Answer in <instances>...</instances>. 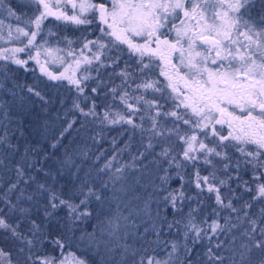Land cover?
Instances as JSON below:
<instances>
[{
	"label": "snow or ice",
	"instance_id": "snow-or-ice-1",
	"mask_svg": "<svg viewBox=\"0 0 264 264\" xmlns=\"http://www.w3.org/2000/svg\"><path fill=\"white\" fill-rule=\"evenodd\" d=\"M25 6L31 7V15H17L5 0H0V9L7 12V17L24 25L13 28L0 20V39L7 29L9 41L15 32L14 41L23 44L0 49V60L11 61L25 72L34 70L28 68L34 62L48 81L67 80L78 94L73 105L83 116L99 119L101 124L126 125L129 133L139 135L140 144L130 162L121 163L120 157L131 153L133 136L123 147L113 139L112 156H96L97 161L104 158L105 163L95 171L81 166L87 151L65 148L45 171L35 167L39 162L36 157L45 153L39 146L26 148L25 158L12 164L10 156L17 146L10 143L5 127L0 135V148L5 149L0 152V170H10L14 176L0 185V239L6 245L0 246V264H63L37 254V245L45 242L65 247L60 237L46 239L43 223L58 209H66L63 227L74 233L80 230L79 224L93 218L92 202L107 205L108 212H99L94 217L97 224L93 231H82L79 241L102 255V264H176L173 257L180 250L184 258L179 264H264V208L253 211L257 204L264 203V0H29ZM49 18L85 28L95 25L100 35L88 39L92 33L85 32L73 41L46 27ZM49 43L68 45V49L56 51H64L77 69L81 63H95L91 70L97 72L96 77L77 78L75 72L65 76L49 71L47 61L39 59L41 50L52 55ZM73 43L80 47L72 49ZM121 51H127L136 62L131 66L124 61L120 71L115 72L122 62ZM113 52L116 55H111ZM18 53L27 58H18ZM110 67L120 80L111 87V77L109 81L100 79L101 70ZM154 67L159 78H152ZM0 76V118L9 124L13 123L9 119L13 105L23 106L33 97L43 105L52 103L43 89L38 90L39 84L16 83L7 73ZM89 79L96 87H88ZM105 88L106 94L123 105L126 116L113 112L111 107L102 114L95 111L97 105L86 89L96 95L98 89ZM78 101L90 105L88 111L80 108ZM74 123L67 122L50 145L52 149L63 147L61 141ZM44 127H49L47 122ZM175 144L180 145L179 150ZM42 159L52 160L53 156L45 154ZM189 165L211 169L206 176L194 171L193 178L186 182L199 190L197 196L186 197L183 183L180 189L169 191L166 185L172 179L170 171L174 170L176 178L183 181L180 173ZM32 171L42 173L44 181H38ZM241 171L251 173L252 187L247 186L248 182L237 183L236 187L245 193L255 191L251 200L244 201L231 187V183L242 180ZM64 172L73 187L68 199L48 183ZM205 191L214 194L216 208L199 220V207L183 213L184 201L199 206L202 201L197 197ZM157 192L167 193L163 196L165 205H171L181 219L167 221L159 215V207L153 209ZM233 200L240 206L236 207ZM41 210L38 224L32 217ZM221 212L227 214L221 216ZM145 223L150 227L140 232ZM165 225L170 232L182 231L183 242H162L165 249H171L167 259L145 255L148 249L144 246L157 243L147 236L159 237ZM202 240L208 244L201 254L195 252V245ZM189 241L193 247H189ZM76 264L87 262L78 259Z\"/></svg>",
	"mask_w": 264,
	"mask_h": 264
},
{
	"label": "trees",
	"instance_id": "trees-1",
	"mask_svg": "<svg viewBox=\"0 0 264 264\" xmlns=\"http://www.w3.org/2000/svg\"><path fill=\"white\" fill-rule=\"evenodd\" d=\"M91 18V17H89ZM46 25H50L54 27V32H56L60 36H66L68 39L77 41V39L85 32H91L92 35H89L87 38L92 39L100 35L96 26L93 25L90 28H85L84 26H77L72 24H65L63 22H57L55 20H47ZM111 55H116L115 52L111 53ZM121 57V64L119 68H115V72H119L120 68L124 66L123 62L126 61L129 65H135V57H130L127 51H121L119 53ZM106 64L110 63L109 61H104ZM0 73H7L12 79L19 84H28L35 85L39 84L40 89H43V93H47L46 99L52 101L49 105H43L38 98H31L26 104L20 106L19 104L13 105L11 107L9 119L13 121V123L9 124L7 120L0 118V135H3V129L6 127L8 131V137L11 144L17 146V150L15 153L11 154L10 159L12 164H15L18 161H22L25 158V149L26 148H35L37 146L45 149V153H41L40 157H36L39 161L35 167L43 168L45 171H48L50 166L53 164V160L60 158L65 150V148H72L77 152L79 150L87 151L88 155L86 157H82L81 159L84 161L81 166L88 170L100 168L104 163L105 159L102 158L99 161L95 159L96 156L103 153L105 158L112 156V141L113 139L117 140V143L120 147H123L126 142L129 140V136H133L132 140V148L131 153H124L122 157H120L121 163H127L131 160V155H135L137 152V146L140 144V137L138 134L129 133L126 129V125L121 124H108L105 122L101 124L99 119H94L93 117H85L83 114L74 107L73 101L78 100V94L75 88L68 84L67 81L53 82L48 81L46 77H43L42 74L36 69L35 64L30 62L28 65L29 69H34L32 71L25 72L20 66L15 65L11 61H2L0 60ZM96 64L90 65L88 67V75L89 77H96L97 72L92 71L91 69L95 68ZM102 75L100 76L101 80L109 81V77H111V86H115L120 83V80L115 77L113 74V68H107L101 70ZM157 71L153 68L152 76H156ZM2 79V76H0ZM7 87L11 88V83L6 82ZM88 87L93 88L96 87V83L93 79L88 80ZM56 84V87L53 85ZM42 93V94H43ZM87 95L91 96L92 100L97 105L95 111L97 113H103L106 108L111 107L113 112H118L121 115L124 113V107L119 102L118 99L114 100V98L108 93V89L105 88L103 90L98 89L96 95H93L91 92H88L86 89ZM2 95V93H0ZM6 100L9 97H4ZM62 101V103H61ZM80 103V108H83L84 111H88V107L83 101H78ZM46 109V111H45ZM115 118V117H110ZM75 121L73 127L69 129L63 140L61 141L63 147L59 146L57 149H52L50 145L55 143V137L59 136L60 132L67 127V122ZM47 122L49 127L45 128L44 124ZM177 150H179V144L174 145ZM141 151L143 149H140ZM157 152L160 151L159 148L156 149ZM0 152H5L4 148H0ZM53 156L52 160H43V155ZM54 154V155H53ZM31 155V153H29ZM80 163V160L77 161ZM164 167H167L165 164ZM200 175L206 176L209 175L211 169H206V166L200 165ZM193 169L190 165L186 167L180 175L183 177V181L176 178L175 171H170L169 175L172 179L166 185L169 191L180 189L181 184H184L183 191L185 192L186 197H194L197 196L199 190L195 188V185H188L186 182L193 178ZM31 174L37 178L38 181L43 182L44 177L42 173H38L36 171H32ZM83 173H81L82 175ZM163 175V173H161ZM242 177L241 181H236L231 183V187L235 190V194L237 196H242L244 201L251 200L252 197L256 194L255 191L252 193H245L242 189H237V183L243 185L244 182H248L247 186L252 187V175L250 172L241 171L239 174ZM0 176L3 177L0 180V185L4 182L8 181L11 177L14 176V173L9 171L0 170ZM223 178V177H221ZM71 178L69 175L64 172L61 175L57 176L55 181H49L48 183L54 188L55 191L62 194L64 199H68L73 195V187L70 182ZM159 184V181H157ZM35 185H33V189ZM223 192V189H222ZM166 192H157L155 202L152 207L155 210L159 207V215L167 219V221H172L174 218L179 220L181 216L176 213V211L171 207V205H165L163 201V196L166 195ZM200 201H202L201 205H197L194 201L190 202L187 199L183 204V213H187L190 208L199 207L201 216L197 217V220L201 219L203 216L209 215L211 211L216 208V203L214 199V194L207 193L206 191L197 197ZM74 202L78 203V200ZM243 202V201H242ZM43 204V201H41ZM233 204L236 207H239L240 204H237L235 200H233ZM26 207H31V205H25ZM256 208H264V203L257 204L253 211H256ZM90 210L93 211V218L88 219L86 222L78 225L80 230L75 231L74 233L67 232L64 225V218L67 214L66 209H58L56 215L50 219L45 220L43 223V229L47 234V240H54L57 237H60L63 241L65 247L63 249L56 247L51 243H43L37 245V254L40 257H57L61 252L67 249L76 250L79 254L83 255V257L90 264H102V255H98L95 249H89L86 246L80 244L79 237L82 234V231H87L91 233L93 231V226L97 224V220L94 218L99 212L103 211L105 214L108 212V206L104 204H98L96 202L91 203ZM226 212H221L220 215H226ZM43 216V212L41 210L39 215H34L32 218L36 219L37 223L41 222V217ZM147 220V217H144ZM223 223V221H221ZM26 227V225L24 226ZM145 227H150L148 223L143 224L140 227V232L144 231ZM66 237V239H65ZM147 239L149 241H157V243H150L145 245L148 249L145 255H153V256H167V253L171 251V249H165L162 246V242H176L182 243V231L180 234L177 233L175 229L171 232L168 230L165 225L163 229L160 231L159 237L148 235ZM129 243L132 241L129 240ZM157 244H161L160 247ZM208 241L202 240L197 245H195V252L203 253L206 251V246ZM0 246H6L5 241L0 239ZM139 243L136 244V247H140ZM189 247H193L191 242L189 241ZM155 249V251H153ZM101 252L103 250L101 249ZM184 258V253L180 250L173 259L176 260V264H179V261Z\"/></svg>",
	"mask_w": 264,
	"mask_h": 264
},
{
	"label": "rangeland",
	"instance_id": "rangeland-1",
	"mask_svg": "<svg viewBox=\"0 0 264 264\" xmlns=\"http://www.w3.org/2000/svg\"><path fill=\"white\" fill-rule=\"evenodd\" d=\"M7 6L11 7L17 15H23L24 13H27L28 15H31L32 13V9L31 7H27L25 5L29 4V0H5ZM93 3H101L103 2V0H92ZM110 7V5H109ZM0 20H4L5 24H10L12 25L13 28L19 26V27H23L24 25L21 24H17V22L15 21L14 18L12 17H7V12L4 9H0ZM72 13L69 12V15H71ZM253 15H255V12H253ZM49 20H54V18H49ZM59 22V21H57ZM45 25H46V21H45ZM46 27H49L52 29V31L54 32V27H51L50 25H46ZM30 31V29H29ZM3 39H0V49H7V48H12V47H23L22 43H18L14 41V37H15V32H13V40L9 41L8 35H7V29H4L3 33ZM96 38V37H95ZM92 38V39H95ZM169 39H172V37H169ZM40 37L37 38V41L39 42ZM26 42V41H25ZM48 48L52 49V55L49 56L45 53L44 50H41V55L39 57V59L41 60V62L47 61L46 67L48 68L49 71L53 72V73H60L63 72L65 74V76H71L73 75V72H75V76L77 78L87 75L88 71H85V69L90 66V65H85L83 63H81L79 69H77L75 67V61L72 60L71 58L67 57L65 55L64 51H56V48H60V49H68L69 46L66 44H53V43H49L47 45ZM80 47L79 43H73L71 45L72 49H78ZM95 51V49H93V52ZM33 55H35V50L32 53ZM85 55L91 56V53H85ZM18 58L20 59H26V55L24 53H18L17 54ZM77 58L79 59V55L77 56ZM61 59L63 60V63H61ZM34 63V62H33ZM35 64V63H34ZM71 64L72 67L69 68L68 65ZM36 69L39 71V65L35 64ZM154 69H156L154 67ZM157 71V75L154 77L152 76V78H159L158 77V69H156ZM41 74V73H40ZM67 81V80H65ZM146 98L151 99V96H146ZM232 110V109H229ZM237 114L239 115V111H237ZM123 115H127L125 110ZM171 126V125H169ZM226 134V133H224ZM207 143V141H205ZM180 149V146H179ZM200 165L196 166V170H200ZM81 245L85 246L84 244L80 243ZM52 258V257H50ZM157 259H167V256L163 257V256H156ZM84 260L87 262V264H90L84 257L83 255L79 254L76 250H72V249H67L64 250L63 252H61L57 257H55V261L56 262H60L63 261V264H76V260Z\"/></svg>",
	"mask_w": 264,
	"mask_h": 264
}]
</instances>
